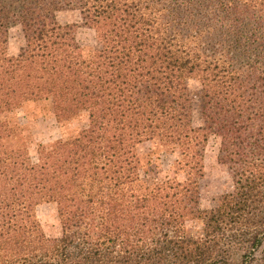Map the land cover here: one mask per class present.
<instances>
[{
  "label": "trees",
  "instance_id": "obj_1",
  "mask_svg": "<svg viewBox=\"0 0 264 264\" xmlns=\"http://www.w3.org/2000/svg\"><path fill=\"white\" fill-rule=\"evenodd\" d=\"M64 9L102 32L91 55L56 19ZM45 98L56 120L96 107L98 121L33 159L15 112ZM212 134L237 172L202 208ZM146 140L177 154L174 176L141 175ZM37 197L56 202L60 237L42 231ZM263 244L264 0H0V264H254Z\"/></svg>",
  "mask_w": 264,
  "mask_h": 264
},
{
  "label": "rangeland",
  "instance_id": "obj_2",
  "mask_svg": "<svg viewBox=\"0 0 264 264\" xmlns=\"http://www.w3.org/2000/svg\"><path fill=\"white\" fill-rule=\"evenodd\" d=\"M56 19L67 25L69 33L81 46L82 55H91L94 49L100 46L102 32L91 26L88 14L81 9H64L56 11ZM8 52L11 56H19L25 53L26 45L20 25H14L9 29ZM191 98L193 102V122L201 123L200 97L201 84L197 78L188 80ZM18 122L24 125L21 133L23 141L28 145L33 159L37 157L38 144L51 145L58 139L66 140L74 138L79 131L87 126L95 125L98 118L96 107L85 109L78 114L63 120H56L53 114L51 98H45L40 102L25 104L15 112ZM221 136L212 134L208 140L204 153L205 175L200 180V199L202 208H210L217 204L219 197L233 189V176L237 172L234 162L223 163L219 159ZM141 157L142 176H156L163 178L174 176L176 170L177 154L169 152L155 140H146L138 145ZM182 179L183 174L177 173ZM36 217L38 223L47 237H60L63 232L61 219L56 202L46 201L42 197L36 199ZM189 229L196 232L201 226L200 221L188 223ZM237 257H234L236 259ZM256 263L264 264V244L255 253ZM236 264V261H235Z\"/></svg>",
  "mask_w": 264,
  "mask_h": 264
}]
</instances>
